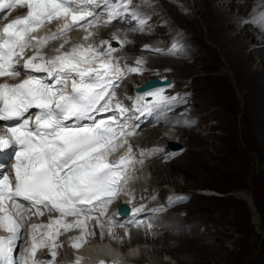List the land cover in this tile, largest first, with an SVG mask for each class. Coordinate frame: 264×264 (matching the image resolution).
Returning a JSON list of instances; mask_svg holds the SVG:
<instances>
[{"label":"rangeland","instance_id":"1","mask_svg":"<svg viewBox=\"0 0 264 264\" xmlns=\"http://www.w3.org/2000/svg\"><path fill=\"white\" fill-rule=\"evenodd\" d=\"M256 1L241 0L232 4L231 0H209L215 7L225 4V10L231 17L245 19L246 9ZM181 2L190 6L188 14H182V18L167 3L166 6L161 5L163 13L166 9L169 13H165L168 18L163 19L167 26L160 29L157 41L148 33L131 35L129 28L114 26L111 30L125 31L120 35L124 48L121 47L116 55L121 58H118L119 64L143 58L145 64L152 63L144 64L150 72L164 70V74L178 82L180 92L185 90L188 93V102L170 115V120L175 118L176 123L183 114L189 123V129L171 128L176 136L174 140L182 150L165 164L147 162L140 170L144 175L140 185L143 189L160 188L162 204L168 198L165 191L188 192L192 200L167 206L159 215L165 216L163 222L155 228L158 237L153 239L141 234V242L133 241L128 234L121 235L118 241L111 233L96 231L92 228L94 223L87 229L80 228L82 232L87 231L86 238H81L82 235L76 231L77 226L71 225L67 230L64 226L58 227L52 245L58 256L64 259L78 254L76 251L81 248L84 257H93L92 253L98 249L122 255L133 252L140 260L157 264H264V34L258 46L250 43L252 38L248 36L250 45L246 48L262 51L259 53L263 61L255 58V63L247 61L244 65L234 42H223L222 31L213 27L217 19L205 11V0L203 4L198 0ZM157 9L156 6L152 14L159 13ZM230 24L233 25L229 30L231 34L235 33V27L258 35L245 24ZM154 25H150L151 30H157ZM169 26L171 32L182 31L171 36L169 41L179 37L180 42L187 43L188 49L182 54L163 56L139 51L144 44H156L158 41L161 42L158 46L163 48ZM105 30H96L90 40L106 35L102 34ZM75 39L72 36L62 40L63 43L68 41V46L64 43L65 48L70 47ZM240 48L242 52L243 46ZM248 65L252 68L249 69L251 73L247 72ZM258 66V71H255ZM137 79L140 77H128L126 86ZM172 91H177L175 86ZM145 132L137 139L138 143L163 138L158 131ZM164 133L171 135V132ZM153 165H157L160 171L154 173ZM182 214L187 216L182 217ZM176 215L182 217L180 234L174 230L179 227ZM35 221L36 216L31 214L25 223ZM47 223L48 218L41 217L40 224ZM74 244L77 247H73Z\"/></svg>","mask_w":264,"mask_h":264},{"label":"snow or ice","instance_id":"2","mask_svg":"<svg viewBox=\"0 0 264 264\" xmlns=\"http://www.w3.org/2000/svg\"><path fill=\"white\" fill-rule=\"evenodd\" d=\"M144 2L140 0L134 4L133 0H102V11L98 13L96 9L101 5L96 0H80L79 3L77 0H0V13L5 9L27 7L26 15L12 19L0 30V77H27L15 85L0 84V122H5V131L0 132V150L11 148L15 157L12 175L0 168V228L9 233L6 237H0V264H36L34 257L37 248L45 246L46 241L54 235L51 231L42 233L37 243L36 229H51L53 224H62L61 220L52 221L47 226L33 224L29 246L24 248L21 241L26 205L20 201L37 209V215L41 214V206H51L50 210L54 209L62 215L78 216L84 213L85 219L77 220L76 224L86 228V214L94 210V202L103 204L118 193L124 176L121 166L129 158L121 157L119 161L107 159L113 142L125 134L110 103L115 95L114 91L109 90L113 87L111 74L115 73V79L119 80L126 72L140 71L146 63L143 58H137V66L126 65L125 72L118 63L113 62L111 47L101 49L79 44L62 53L60 49L64 44H61L54 50L58 54L46 62L42 57V62H35L40 55L37 52L24 62L23 70L17 67L14 58L28 48L44 47L49 39L78 26L79 21H87L88 17H92L96 24L107 26L112 20L128 14L136 22L134 31L154 34L147 25ZM261 2L264 4V0ZM74 7L78 10L73 11ZM130 7L137 10L129 13ZM104 13L108 20L100 21L97 17ZM53 19L70 20V23H64L53 37L33 42L31 33ZM233 22L259 26L261 34H264V11L255 6L246 19L237 18ZM88 24L91 25L92 21H88ZM113 38L116 39L115 33ZM160 43L158 41L142 47L157 54L169 55L183 50L179 37L170 42L168 49L159 47ZM69 81L71 90L67 91ZM146 96L152 99L147 100ZM185 101V96L165 95L164 90L160 89L137 96L134 107L139 112L146 113L153 109L163 112L171 111ZM33 109L36 111H31ZM116 110L124 118L127 109L117 103ZM107 112H112V116L97 121V114ZM174 121L175 118L169 121L171 126H179ZM184 126H189L186 120ZM173 202L174 199L170 197L169 203ZM121 210L118 209V213ZM141 210L137 208L133 212ZM163 210L161 207L154 211ZM63 226L66 230L71 227L68 224ZM151 226L149 223L148 227ZM87 234L85 230L81 238ZM17 248L21 256L25 252L27 255L18 259L15 255Z\"/></svg>","mask_w":264,"mask_h":264},{"label":"bare ground","instance_id":"3","mask_svg":"<svg viewBox=\"0 0 264 264\" xmlns=\"http://www.w3.org/2000/svg\"><path fill=\"white\" fill-rule=\"evenodd\" d=\"M153 1V0H152ZM199 2L198 3H200V1H201V3L203 4V1L204 0H198ZM241 0H231V3L232 4H235V3H237V2H240ZM161 5H164V6H166V4L165 3H161V4H159V10H160V12H161V14L160 15H165V13H169V10L168 9H166L165 10V13H163V9H162V6ZM187 6V5H186ZM203 6V5H202ZM205 6H206V12H207V14H209V15H212L213 16V18H215V19H217V20H215L214 21V23L212 24L213 25V27L214 28H216V29H218V30H221L222 31V37L221 38H223V42H225L226 44H231V43H233L234 42V44L236 45V49H238V54L239 55H241V57H243V64L244 65H247V61H251V62H254L255 63V58H257L258 60H260V61H263L262 60V56H261V54L259 53V52H262V51H260V50H258V51H256V50H253V49H246V48H249V42H248V40H247V37L248 36H251L250 38H252V40H251V42L250 43H253V44H255V46L257 45H259L258 44V42L261 40L260 38H261V35H257V36H255V35H253V34H251V32H248L245 28H242V29H235V27H234V34H231L230 33V31L229 30H231L232 29V27L231 26H233L232 24H230L231 22H233V20H235V19H237V18H239V17H231V15L229 14V13H227L226 12V10H225V8L227 7V6H225V4H223V3H221V5L219 6V7H215L214 5L212 6L211 4H210V2H209V0H205ZM188 8H190V6H188ZM203 8V7H202ZM200 10V9H199ZM143 11H144V9H143ZM171 12V11H170ZM186 15V14H185ZM174 16V15H173ZM211 16V17H212ZM182 17H184L183 15L182 16H180V18H182ZM165 19H167L168 18V16L167 15H165V17H164ZM222 18H224V20H222ZM155 19H156V17H152L151 19H150V21L147 23V25L148 26H150L149 25V23L151 22V21H153V23H157V22H154L155 21ZM213 20V19H212ZM227 20H229V21H231V22H229V21H227ZM234 23V22H233ZM167 26V25H166ZM170 27V28H169ZM168 28H169V30H171V26H169ZM156 29L157 30H152V33H154L153 35V38H154V40L155 41H157L158 39H157V37L160 39V35H161V33H159V31H161L160 30V28L159 27H156ZM82 32V30L81 31H77V32H75L76 34H79L80 35V33ZM103 33L102 34H106L108 37H113V33H114V31H112L111 30V28H108L107 30H105V31H102ZM133 33V31H131L129 34H131V35H133L132 34ZM139 33V32H138ZM116 34V33H115ZM117 36H119L120 34H116ZM139 35L141 36V35H144V34H141V33H139ZM104 36V35H103ZM157 36V37H156ZM69 39H70V37H69ZM166 39V38H165ZM165 39H163V40H165ZM215 39V38H214ZM73 39H71V41H72ZM173 40V39H172ZM220 41V40H219ZM153 42V41H152ZM171 42V41H170ZM83 42L81 41V43H80V45L82 44ZM221 43V42H220ZM154 43H149V45H153ZM239 44V45H238ZM71 45V44H70ZM145 45V44H144ZM240 45H242L243 46V48H242V52L240 51L241 50V48H240ZM66 46H68L67 44H66ZM142 46V45H141ZM140 46V47H141ZM162 47L164 48V49H168L167 48V46H165V43H163V45H162ZM124 47L122 46V49H123ZM243 49H244V51H243ZM146 51L145 49H143V47H141L140 48V50L139 51ZM208 50H211V49H208ZM231 50H232V48H231ZM120 53V52H119ZM118 52H115L114 54H119ZM152 55V54H151ZM175 55H177V52H176V54ZM163 56V55H162ZM117 58H120L119 57V55L118 56H116ZM122 57V56H121ZM121 59V58H120ZM124 60V59H123ZM239 60H241V59H239ZM128 62V61H127ZM136 62V61H135ZM250 62V63H251ZM145 64V63H144ZM145 65H152V63H150V64H145ZM248 67H250L249 65H248ZM249 69H251L252 70V68L250 67V68H248L247 69V72H249V73H251L250 72V70ZM258 69H259V66H258V68L255 70V71H258ZM164 75V74H163ZM163 75H161V76H159V77H163ZM149 77H152V76H149ZM145 78H146V76H145ZM173 85V84H172ZM161 123L159 122V120L158 119H156V120H152V121H149L148 123H146L144 126H142V127H140L139 129H138V131L140 132V134H142V133H144L145 131L147 132H150V133H157V131H158V128H159V125H160ZM180 127H182V126H179V128ZM155 130H157V131H155ZM154 131V132H153ZM145 132V133H146ZM143 136V135H142ZM141 136V137H142ZM140 138V137H139ZM160 139V138H159ZM145 144V142L144 143H142V145H144ZM177 160V159H176ZM176 160H174L173 162H175ZM149 162H151V161H149ZM157 165H153L151 168L153 169V172L154 173H157L158 171H160L159 170V167H156ZM138 171V167H137V169H132L131 170V174H130V176H132V177H135V175H133L134 173H136ZM144 176H142L141 178H143ZM135 187H137L136 185H135ZM129 189H132V187L131 186H129L128 187ZM128 192V190H125V193H127ZM131 199H132V204L134 205V204H137L138 202H139V200L138 199H134L133 198V196H131ZM142 204H143V202H142ZM40 212V211H39ZM193 212V211H192ZM33 214H35V213H33ZM60 216V218H61V221H62V223H64V221H65V219H68V218H72L71 219V221H69L70 222V224H72V225H74V226H77L76 228V231L78 232L79 231V233L82 235V231H81V229H80V225H77L76 224V221L77 220H79L76 216H73V215H59ZM53 217H55V216H53ZM55 220H58V218H56L55 217ZM54 220V221H55ZM173 222V221H172ZM50 223H51V221H50ZM90 224H93V223H86V225L87 226H89ZM36 225H38V224H36ZM58 228V226H55L54 224L52 225V228L51 229H49V228H47V227H45V229H42V228H37L36 229V232H38V231H40L41 232V234L42 233H46L48 230H50L54 235L53 236H55V229H57ZM157 231V230H156ZM41 234L39 235V236H37V238L36 239H39V238H41ZM89 234H90V232H89ZM130 236H131V238H132V240L133 241H136V242H141V238H142V236L141 235H139V233H131L130 234ZM84 238H86V236H83ZM118 238H120V237H122L121 235H118L117 236ZM117 237L115 238V239H117ZM149 238H153L154 239V237H152V236H149ZM148 238V239H149ZM150 240H152V239H150ZM53 241V240H52ZM74 241V240H73ZM48 242V241H47ZM68 243H69V241H68ZM70 243H71V241H70ZM86 246H87V242H86ZM86 246H84L85 248H86ZM110 247H112V245H110ZM166 249H169V248H166ZM106 251H107V249H105ZM78 252V254L77 255H75V257H79V258H82V260L84 259V264H90V261H89V259H87L86 257H84V255L85 254H83V251H82V249L80 248L79 249V251H76V253ZM105 253L106 252H103L102 250H100V249H98V250H96V252H93L92 253V255H93V257H95V258H97L99 261H103L104 260V256H105ZM106 254H109V260H108V264H113V262H116V264H118V261L112 256L113 255V253H112V251L111 250H109ZM133 254H135V253H133V252H130V253H126L124 256H127V257H130V258H132V255ZM42 254H40V256H41ZM91 255V256H92ZM81 256V257H80ZM62 259V258H61ZM141 261H143V262H146V261H144V260H139V262H141Z\"/></svg>","mask_w":264,"mask_h":264},{"label":"water","instance_id":"4","mask_svg":"<svg viewBox=\"0 0 264 264\" xmlns=\"http://www.w3.org/2000/svg\"><path fill=\"white\" fill-rule=\"evenodd\" d=\"M160 82L156 79V80H152L149 83H147L145 86H143L142 88H140V91H143V89L147 88V87H151V86H155V85H159Z\"/></svg>","mask_w":264,"mask_h":264}]
</instances>
